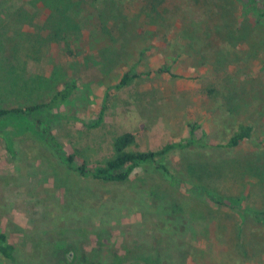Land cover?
I'll return each mask as SVG.
<instances>
[{"label": "rangeland", "instance_id": "1", "mask_svg": "<svg viewBox=\"0 0 264 264\" xmlns=\"http://www.w3.org/2000/svg\"><path fill=\"white\" fill-rule=\"evenodd\" d=\"M145 2L0 0V109L45 102L64 80L76 78L75 95L54 113L79 121L58 120L53 113L41 116L65 150L90 165L111 157L114 139L127 132L136 135L132 150L140 152L186 139L191 119L220 143L229 137L220 126L233 115V122L255 126L253 142L210 154L174 153L166 162L189 181L192 168L201 167L195 170L200 174L205 168L211 172L205 181L218 192L248 195V204L263 205L264 190L256 187L257 178L248 174L242 179L240 174L241 165L264 153V48L252 55V46L223 50L219 44L224 38V8L232 12L231 20L241 22L242 1L167 0L173 38H181L185 21L211 26V40L201 46V57H184L173 68L179 74L197 71L204 78L155 76L116 89L130 67L145 72L167 58L160 49L162 41L143 34L157 29L144 21L151 12L143 9ZM248 16L252 27L254 19ZM175 41L179 48L180 41ZM210 88H217V94L208 96ZM104 105L99 127L83 124L96 121ZM16 126V121L0 125L2 131L17 134ZM188 194L185 188H171L153 171L138 170L126 183L83 178L35 135L17 134L9 144L0 138V232L9 235L19 254L18 261L0 259V264H85L94 252L111 262L126 245L141 248L142 257L144 246L165 263L172 247L182 243L193 226L199 230L203 225L204 206ZM192 211L199 214L196 223L189 218ZM254 239L253 244L261 243L260 237Z\"/></svg>", "mask_w": 264, "mask_h": 264}, {"label": "trees", "instance_id": "2", "mask_svg": "<svg viewBox=\"0 0 264 264\" xmlns=\"http://www.w3.org/2000/svg\"><path fill=\"white\" fill-rule=\"evenodd\" d=\"M166 1L146 0L143 9L150 10L151 12L145 16L144 21L147 25H152L157 29L155 31L144 32L143 34L147 38H156L159 44L162 41L160 49L165 52L167 58L163 59L159 67L145 72H139L135 67H130L115 86L116 89L127 87L136 80L153 78L155 76H170L172 78L187 80H202L204 78V75L197 71L179 74L174 72L173 68L174 64H181L184 57L190 58L194 55L201 57V46L204 45L203 48H205V45H208L207 40H211V26L206 25L204 22H190L187 25L185 21L186 28L182 31L181 38H179V34L173 38L172 30L170 29L173 18L168 15L169 8L164 6ZM241 1L243 10L241 22L235 17L231 20L232 12L228 8H224L222 12L225 17L222 23L225 25L223 27L224 38L219 44H221L223 50L231 46L237 48L238 45L242 44L246 45V47L252 46V55H257V51L261 49L263 51L264 48V0ZM213 7L215 6L213 5ZM248 15H251L254 19L252 27L250 26ZM133 23L136 24L134 20ZM175 39L180 41L181 45L179 48H175ZM146 50L148 51L149 48L146 47L142 55L145 54ZM230 51L229 56L233 53L232 49ZM72 53L74 54L70 50L69 54L71 55ZM200 66H202V63L195 65V68ZM217 70L218 67L214 72ZM261 70H264V63ZM78 83L76 78L64 80L62 87L45 102L19 108L0 109V125L16 121L17 126L13 127V129L17 130V134L30 133L35 135L37 139L52 150L69 170L77 172L83 178L105 183H126L138 170L153 171L160 174L171 188H185L187 193H189V197L200 201L205 209L200 214L204 219L203 225L199 227V230L193 226L191 232L185 236L182 243H177L172 247V255L165 263L162 260L156 259L144 246H142V257L138 255L141 248L139 249L134 245H126L124 246V253L117 255L116 252L111 262L98 259L97 252H94L86 259L85 264H248L253 260L259 261L257 262L259 264H264L262 260L264 256V201L261 206L255 203L250 205L247 202L249 199L248 195L233 196L218 192L217 188L205 181V176L209 177L208 175L211 173L205 170V168L201 171L203 172L201 174L195 172L196 169H200L201 167L190 168L191 172L194 171L192 173L199 178L193 175L192 180H186L180 177L166 162L174 153L197 151L210 154L220 150H237L245 143L253 142L256 128L252 123L240 120L233 122V115H231L229 121L220 126L222 130L229 134L228 139L215 143L210 138L208 131L197 120L191 119L189 122L190 133L188 138L170 142L160 150L148 152L132 150L137 143L136 135L127 132L114 139L111 157L95 165H90L85 160L77 162L76 156L65 150L64 145L54 133L51 125L45 122L41 116V114L53 113L58 120L74 119L79 121L78 117L54 113L55 110H59L64 103L73 98L79 88ZM207 92L208 96H211L217 94L218 89L210 88ZM105 110L106 107L104 105L96 121L83 122V124L88 128L99 127L104 121ZM233 112L232 108L231 114ZM261 115L264 118V109L261 110ZM17 134L13 130L4 132L0 127V138L6 140L8 144L10 139ZM263 158L264 153L256 155L254 160L249 159L246 161L248 162L246 165H241L240 176L242 179L248 174L254 176L258 180L256 187H261L264 190ZM236 162L234 161V163ZM211 170L214 171L213 169ZM197 217L199 218V214L197 216L195 212H190L189 218L193 222L196 223ZM223 219L233 222L232 226H230L231 228L223 222ZM256 237L262 239L261 243L257 242V244H253ZM228 238L230 242H228ZM222 243H226L227 245H223ZM0 259L11 263L19 260L16 245L10 241L9 235L6 232H0ZM58 262H60L58 264H63V261Z\"/></svg>", "mask_w": 264, "mask_h": 264}, {"label": "water", "instance_id": "3", "mask_svg": "<svg viewBox=\"0 0 264 264\" xmlns=\"http://www.w3.org/2000/svg\"><path fill=\"white\" fill-rule=\"evenodd\" d=\"M70 255H72V253H70Z\"/></svg>", "mask_w": 264, "mask_h": 264}]
</instances>
